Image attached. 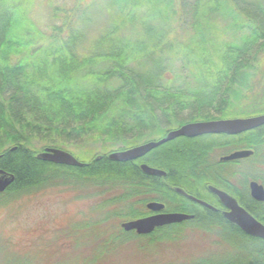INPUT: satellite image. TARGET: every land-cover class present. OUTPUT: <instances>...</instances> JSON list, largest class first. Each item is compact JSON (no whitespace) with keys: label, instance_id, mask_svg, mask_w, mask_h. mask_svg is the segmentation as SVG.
Wrapping results in <instances>:
<instances>
[{"label":"trees","instance_id":"1","mask_svg":"<svg viewBox=\"0 0 264 264\" xmlns=\"http://www.w3.org/2000/svg\"><path fill=\"white\" fill-rule=\"evenodd\" d=\"M39 1L0 0V170L13 176L0 198L36 192L53 181L85 184L86 197L99 199L102 217L94 226L102 234V252L115 264H264L214 257L226 253L224 236L240 239V229L173 189L204 200L212 197L207 184L230 190L206 174L205 159L216 148H240V135L245 148L264 149V124L237 135L177 138L135 160L107 157L187 122L261 114L264 0H43L44 25L35 17ZM239 98L242 108L227 110ZM46 147L84 165L38 159ZM140 163L165 175L145 174ZM152 201L193 217L146 235L125 232L121 223L152 214L146 208ZM69 229L66 258L82 241ZM194 235L203 242L217 238L221 249L155 259ZM130 238L143 261L119 258ZM10 257L14 264H36L29 256Z\"/></svg>","mask_w":264,"mask_h":264},{"label":"rangeland","instance_id":"2","mask_svg":"<svg viewBox=\"0 0 264 264\" xmlns=\"http://www.w3.org/2000/svg\"><path fill=\"white\" fill-rule=\"evenodd\" d=\"M43 5V0H40L35 11V17L41 25L49 22ZM234 100L239 103L230 106L227 110L235 109L239 105L242 108L243 100L241 101L240 98ZM216 113L213 111L211 114L212 116L220 114L219 111ZM259 113L264 114V110H260ZM182 120H188V113H183ZM62 140L70 143V140L63 138L58 141ZM226 167L227 165L225 170L230 171V168ZM82 190L83 193L85 192L83 195ZM87 194L85 184L69 185L62 181H53L36 192L19 194L16 198L7 200L4 199L6 197L0 198V264H14L10 259L14 254L29 256L36 264H73L74 261V264H115L110 255L102 252L103 247L100 244L102 234L94 226L102 217L95 204L99 199L86 197ZM70 227L82 238V241L78 242L76 253L66 258L67 247L71 243V238L67 237ZM130 239L132 240L129 241L127 249L119 255V258L133 263L143 261L144 256L132 246L134 244L132 241L136 239ZM224 239L225 242L221 241V245L227 246L226 253L213 256L221 258L225 255L227 261L239 260L243 252L240 239L231 236H224ZM215 241L219 240L213 237L203 242L200 236L194 235L191 242L176 249H165L155 259L169 260L192 254L210 255L221 249L216 246ZM226 243L228 245H225ZM113 253L114 251L111 254ZM62 258L64 259L61 260ZM58 260L61 261L56 262ZM145 260L149 259L146 257Z\"/></svg>","mask_w":264,"mask_h":264},{"label":"water","instance_id":"3","mask_svg":"<svg viewBox=\"0 0 264 264\" xmlns=\"http://www.w3.org/2000/svg\"><path fill=\"white\" fill-rule=\"evenodd\" d=\"M264 124V114H259L249 117H235V118H225V119H213L206 121H194L187 122L168 131L165 137L160 138L155 141H148L137 146L115 151L108 154V159L113 161H129L138 159L145 154H147L152 149L160 146L161 144L173 140L176 137L186 136L195 137L205 134H228L235 135L239 134ZM12 148L11 150H14ZM252 152L249 150H238L225 156L224 160L239 159L247 157ZM36 157L45 162H51L60 165H70L81 167L84 165L82 162L78 161L72 154L58 148L46 147L44 150L36 154ZM140 170L148 175L163 176L164 171L150 167L149 165L142 163L139 165ZM13 181V176L0 170V193L4 192L5 189ZM209 189L216 195L219 202L225 206L228 210L222 213L224 219L228 222L236 225L240 230L248 235L259 237L264 240V225L259 223L252 217L245 209L238 205L237 201L225 193L213 186H209ZM176 191L183 194L190 199L200 203L201 205L212 208L209 204L193 196L187 195L182 189L176 188ZM250 193L251 196L259 201H264V190L262 186L255 181L250 183ZM163 204L159 202H148L146 208L153 214L125 221L121 223V228L125 232L134 231L137 235L150 234L154 229L162 227L165 225L181 223L183 221L191 219L193 216L185 213L179 212H161L163 210Z\"/></svg>","mask_w":264,"mask_h":264},{"label":"flooded vegetation","instance_id":"4","mask_svg":"<svg viewBox=\"0 0 264 264\" xmlns=\"http://www.w3.org/2000/svg\"><path fill=\"white\" fill-rule=\"evenodd\" d=\"M165 135L162 136L161 138L165 137ZM200 136H195V137L180 136L168 142L174 141L177 138H182L185 141L195 140V139L200 138ZM166 143L167 142L163 144H166ZM243 144H244L243 137L240 135V148L231 149L227 146H224L222 148H216L215 150H213V152L209 153L208 157L205 159V162H204L206 174L211 179L218 181V183L220 182L221 184L225 182L228 183L230 186V190L223 188L222 185L215 186V185L207 184L206 190L209 194H211L212 196L210 197L211 199L210 198L207 200H204L201 198H196V199L204 201L210 206H212V208H207L205 206L204 207L211 211L217 212V215L223 218L222 213L224 211H227L228 209L219 202L216 195L209 189V186H213L221 191H224L231 197H233L237 201L238 205H240L243 209H245L252 217H254L256 221L264 225V201H259V200L254 199L250 193V183L252 181H255L256 183L260 184L264 190V169H263L264 149L262 150L259 149L257 150V153H256L254 149L245 148ZM238 150L240 151L249 150L252 153L247 157H243L239 159H232V160L223 159L225 156L229 155L232 152L238 151ZM225 165H227L226 168L228 167L230 168V171L225 170ZM176 188L178 187H173L175 191H176ZM187 195H190V194H187ZM183 196L191 200L192 202L201 205L200 203L190 199L189 197L185 195ZM163 206L164 207L161 212H164V213L176 212V211H165V205L163 204ZM224 220L227 221L226 219ZM240 243L243 247L242 255H240V262L250 261L253 259H256V260L264 259V256H262L264 255L262 254L264 252L260 251L261 244H264V240L262 238L248 235L242 230H240Z\"/></svg>","mask_w":264,"mask_h":264}]
</instances>
